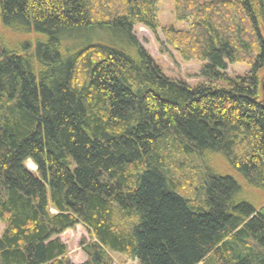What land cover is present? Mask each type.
I'll use <instances>...</instances> for the list:
<instances>
[{"label":"trees","instance_id":"trees-1","mask_svg":"<svg viewBox=\"0 0 264 264\" xmlns=\"http://www.w3.org/2000/svg\"><path fill=\"white\" fill-rule=\"evenodd\" d=\"M159 3L0 0V264H78L77 225L79 264H264V0H173L193 85L134 32Z\"/></svg>","mask_w":264,"mask_h":264},{"label":"rangeland","instance_id":"rangeland-1","mask_svg":"<svg viewBox=\"0 0 264 264\" xmlns=\"http://www.w3.org/2000/svg\"><path fill=\"white\" fill-rule=\"evenodd\" d=\"M158 22L159 31L152 33L148 28L143 25H136L134 32L147 49L150 55L160 64L165 74L171 78L184 80L189 84H196L202 78L200 75L202 63L198 61L184 62L171 46L167 45L161 33V28L165 26L175 25L178 28H186L187 23L180 24L176 21L174 15L173 0H160L158 4ZM248 66L242 64L230 65L228 73L231 76H238L247 73ZM264 74V72H262ZM27 168L36 172V166L28 161ZM242 199L248 200L255 206H259L262 197L257 191L242 189ZM4 229V224L0 223V235ZM61 239L67 244L69 249L68 257L74 263H83L87 260V255L83 252L81 243L89 241L90 237L87 230L82 225H77L75 228L66 231L61 235ZM112 264H138L136 259H132L127 255L120 253H112Z\"/></svg>","mask_w":264,"mask_h":264}]
</instances>
